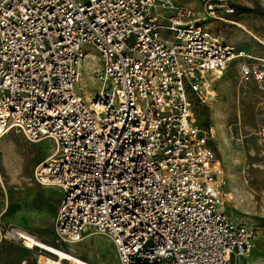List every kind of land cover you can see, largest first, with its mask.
Segmentation results:
<instances>
[{"label":"built area","instance_id":"obj_1","mask_svg":"<svg viewBox=\"0 0 264 264\" xmlns=\"http://www.w3.org/2000/svg\"><path fill=\"white\" fill-rule=\"evenodd\" d=\"M224 6L206 0L211 15ZM88 46L101 61V88L90 97L76 88ZM237 57L241 82L257 85L264 106V56L225 42L188 4L0 0V136L54 139L34 178L62 190L56 243L105 234L117 264H232L250 255L255 231L227 210L214 127L200 124L192 98L205 102ZM2 240L38 253L34 264H58L24 226H0Z\"/></svg>","mask_w":264,"mask_h":264},{"label":"rangeland","instance_id":"obj_2","mask_svg":"<svg viewBox=\"0 0 264 264\" xmlns=\"http://www.w3.org/2000/svg\"><path fill=\"white\" fill-rule=\"evenodd\" d=\"M174 1L190 5L199 22L225 42L250 54L264 56V0H221L225 6L215 15L206 10V0ZM87 50L81 67L83 76L76 85L77 91L85 96L101 88L98 77L90 74L87 62L100 69L99 53L90 46ZM242 60L235 58L224 75L211 82L212 93L205 102L195 95L192 98L200 124L214 127L211 143L227 180V210L238 223L255 231L250 255L232 264H264V140L260 134L264 106L257 85L241 82ZM54 145L52 137L31 141L15 131L0 138V180L7 188V192L0 194V226L19 224L39 233L43 242L95 264H117L113 242L105 234H89L69 247L54 241L57 206L50 201L41 206L31 193L32 183H29L35 180L36 166L49 156ZM37 254L20 243L0 241L1 264H21L24 259L26 264H34Z\"/></svg>","mask_w":264,"mask_h":264},{"label":"crops","instance_id":"obj_3","mask_svg":"<svg viewBox=\"0 0 264 264\" xmlns=\"http://www.w3.org/2000/svg\"><path fill=\"white\" fill-rule=\"evenodd\" d=\"M29 183H32L31 193L36 197V200L38 202H40L41 206H43L45 203L50 201L51 205H53V206L56 205L57 206V210H58V207H59L61 199H62V190H61V188L56 187V186L43 185V184L38 183L36 180H34L32 182H29ZM57 190L60 191V195H58ZM4 191L7 192V188L2 183V181L0 180V194H2ZM24 193L27 194V192H24ZM26 194H24L25 197H26ZM57 210H56V212H57ZM2 213H3V211H2ZM17 225H19V224H17ZM24 260H26V259H24Z\"/></svg>","mask_w":264,"mask_h":264},{"label":"bare ground","instance_id":"obj_4","mask_svg":"<svg viewBox=\"0 0 264 264\" xmlns=\"http://www.w3.org/2000/svg\"><path fill=\"white\" fill-rule=\"evenodd\" d=\"M232 46L235 47L234 45H232ZM87 62L89 63V67L91 69L90 74H93L92 77L95 78L96 74H94V72L97 71V69H95V67L93 66V63H90L89 61H87ZM82 76H83V71L81 69L79 81L81 80ZM86 97H90V94H86ZM2 136H4V135H1L0 138ZM1 179H2V177H1ZM40 242H42L44 244V247H46V249H48L49 251H52V253L57 255V258L54 260H56L58 262V264H66V263H69V264H95V263H93L89 260H86L84 258H81L80 256L75 255V254H73V253H71V252H69V251H67L61 247L55 246L53 244H48L47 242L45 243L42 240Z\"/></svg>","mask_w":264,"mask_h":264}]
</instances>
